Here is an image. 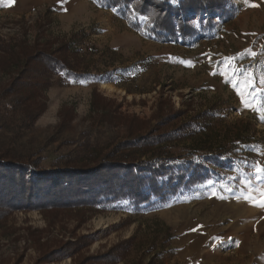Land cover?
I'll use <instances>...</instances> for the list:
<instances>
[{
	"label": "rangeland",
	"instance_id": "rangeland-1",
	"mask_svg": "<svg viewBox=\"0 0 264 264\" xmlns=\"http://www.w3.org/2000/svg\"><path fill=\"white\" fill-rule=\"evenodd\" d=\"M224 8L223 18L191 15L198 31L211 25L183 43L156 39L147 16L121 17L99 0H0L3 161L60 171L111 152L168 151L197 162L208 138L226 158L163 199L0 197V264H264V0ZM50 60L72 72H52Z\"/></svg>",
	"mask_w": 264,
	"mask_h": 264
},
{
	"label": "trees",
	"instance_id": "trees-1",
	"mask_svg": "<svg viewBox=\"0 0 264 264\" xmlns=\"http://www.w3.org/2000/svg\"><path fill=\"white\" fill-rule=\"evenodd\" d=\"M99 1L103 6L112 7L121 17L131 14L147 16V31L156 39L183 43L205 32L206 25H211L209 19L198 31L190 23L191 15L201 18L215 12L223 18L229 13L224 8L226 0ZM49 64L54 73L72 72V68L64 62L50 60ZM241 136L239 132L236 138ZM166 141L168 138L163 137V142ZM200 143L208 144V147L204 149L207 150L205 157L197 162L183 160L181 156L176 157L168 151H153L149 155L146 152L143 154L147 156L145 160L136 159L133 154L116 158V154L111 152L94 167L82 165L60 171H37V161L11 163L3 161L0 156V170L13 172L0 178V181H6L0 197L9 204L32 201L47 205H102L122 197L145 201L152 195L163 199L182 187L189 191L197 182L207 179L208 166L215 170L225 165L226 158L221 148L214 150L209 138ZM5 165L15 167L6 169ZM25 170L34 173L35 177L27 180Z\"/></svg>",
	"mask_w": 264,
	"mask_h": 264
},
{
	"label": "snow or ice",
	"instance_id": "snow-or-ice-1",
	"mask_svg": "<svg viewBox=\"0 0 264 264\" xmlns=\"http://www.w3.org/2000/svg\"><path fill=\"white\" fill-rule=\"evenodd\" d=\"M230 59H231V58H230ZM233 74H235V73H233ZM246 82L249 84V87H251V83H250V81H246ZM261 83L264 84V80H262ZM240 95H241L242 97H244V93H240ZM248 95L251 96L252 94L249 93ZM242 102L245 103L246 106L250 103V101H249L248 99H246V98L243 99ZM257 171L259 172L260 169L258 168Z\"/></svg>",
	"mask_w": 264,
	"mask_h": 264
}]
</instances>
